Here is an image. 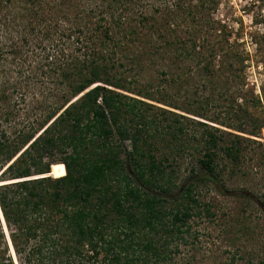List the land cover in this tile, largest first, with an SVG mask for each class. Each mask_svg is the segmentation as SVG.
Wrapping results in <instances>:
<instances>
[{
	"label": "trees",
	"instance_id": "trees-1",
	"mask_svg": "<svg viewBox=\"0 0 264 264\" xmlns=\"http://www.w3.org/2000/svg\"><path fill=\"white\" fill-rule=\"evenodd\" d=\"M56 6L55 0H0V236L4 226L19 264H179L174 258L180 243H189L188 221L200 213L202 189L236 194L224 179L225 164L240 168L247 147L239 133L248 124V133L259 137L264 122L239 105L236 118L226 117L233 125L221 123L235 132L209 125L199 109H189L194 118L159 106L150 111L148 101L126 94L109 72L115 53L98 50L105 40L97 47L80 36L88 22L61 29ZM114 26L117 31L104 24L94 29L103 28L117 47L122 42L114 34H130L120 21ZM196 30H188L190 48L180 39H164L163 48L190 56ZM65 37L73 38L71 53L57 49ZM29 52L34 66L21 59ZM31 76L62 90V101L46 113L52 120L39 133L22 125L15 129L19 137H11ZM254 99L253 107L261 105ZM185 154L192 161L176 184ZM56 165L64 175H53ZM200 208L210 214L208 203ZM7 253L5 245L0 264H12Z\"/></svg>",
	"mask_w": 264,
	"mask_h": 264
},
{
	"label": "rangeland",
	"instance_id": "rangeland-1",
	"mask_svg": "<svg viewBox=\"0 0 264 264\" xmlns=\"http://www.w3.org/2000/svg\"><path fill=\"white\" fill-rule=\"evenodd\" d=\"M55 3L60 11L55 13L61 15L60 28L75 21L81 26H87L88 22L91 28L80 36L84 40L91 37L97 47H103L100 43L105 40L104 49L98 50L115 53V65L109 72L120 78L126 94L148 101L150 111L157 113L155 107L159 106L194 118L189 109H199L209 125L235 132L221 123L233 125L235 119L226 117L236 118L239 105L264 122V0H64L60 4L55 0ZM191 5L194 14L188 13ZM119 21L122 32L128 31L130 35L114 34L122 42L114 47L112 41L105 39L103 28H94L100 24L115 27ZM193 27L200 31L196 30L193 38L196 47L190 56L163 48L164 39H180L179 43L183 45L184 41L190 48L187 36ZM51 34V39L56 38V33ZM72 42L73 38L65 37L57 49L71 53ZM176 47L173 48L181 46ZM24 54L21 59L27 58L25 66H34L35 52ZM31 77L25 99L18 103L15 128L9 131L11 137H19L16 127L31 125L39 133L52 120L46 121V113L62 101V90L53 91L51 82L40 83L45 77L39 76L37 80ZM254 97L261 99V105L252 106ZM245 127L246 133H239L245 137L247 147L242 164L238 168L227 163L224 171L229 190L237 192L220 193L212 186L202 189L199 200L208 203L211 211L206 214L201 204L200 213L188 221L189 243H180L181 253L174 258L179 264H264V199L254 196L264 195V128L256 137L248 133L251 125ZM190 151L193 150L187 153ZM191 161L192 156L185 154L174 183H179ZM232 170L234 175L229 177ZM242 188L252 196H240ZM2 231L0 251L8 245L12 264H19L8 239V229L3 226Z\"/></svg>",
	"mask_w": 264,
	"mask_h": 264
},
{
	"label": "bare ground",
	"instance_id": "bare-ground-1",
	"mask_svg": "<svg viewBox=\"0 0 264 264\" xmlns=\"http://www.w3.org/2000/svg\"><path fill=\"white\" fill-rule=\"evenodd\" d=\"M65 174V168L63 165H56L53 168V175L62 176Z\"/></svg>",
	"mask_w": 264,
	"mask_h": 264
}]
</instances>
